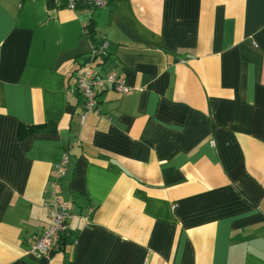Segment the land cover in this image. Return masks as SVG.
Returning <instances> with one entry per match:
<instances>
[{
    "label": "crops",
    "instance_id": "0c3cea01",
    "mask_svg": "<svg viewBox=\"0 0 264 264\" xmlns=\"http://www.w3.org/2000/svg\"><path fill=\"white\" fill-rule=\"evenodd\" d=\"M107 1L0 0V264H264V0ZM52 188L75 215L34 256Z\"/></svg>",
    "mask_w": 264,
    "mask_h": 264
},
{
    "label": "built area",
    "instance_id": "2783aa9c",
    "mask_svg": "<svg viewBox=\"0 0 264 264\" xmlns=\"http://www.w3.org/2000/svg\"><path fill=\"white\" fill-rule=\"evenodd\" d=\"M59 3L69 8L75 9L78 5H82L84 11L90 12L93 8L105 5L107 0H58ZM83 32L88 36L89 26L83 24ZM91 50L88 53L87 60L82 70L76 75L75 85L83 96V110L81 118H84L87 112H94L102 117L107 118L101 113L98 92L106 87L108 83L120 91L127 92L130 86L126 83L125 77L118 75L114 71H109L104 75H99L97 70L92 66V62L97 57L105 56L108 47V40L102 37L99 42L92 39ZM68 152L65 151L62 158L52 169V179L49 183L53 188L57 184V179L65 174V165L68 162ZM50 190L49 212L51 222L40 231L32 234V240L26 247L25 252L34 256L49 254L52 249L56 248L62 236L66 235L70 227V219L75 215L68 207V203L57 195L54 189Z\"/></svg>",
    "mask_w": 264,
    "mask_h": 264
},
{
    "label": "trees",
    "instance_id": "16d2710c",
    "mask_svg": "<svg viewBox=\"0 0 264 264\" xmlns=\"http://www.w3.org/2000/svg\"><path fill=\"white\" fill-rule=\"evenodd\" d=\"M87 24L89 26V34H88V37L95 41V38L93 36V33H94V31H93V25H92L91 21H89Z\"/></svg>",
    "mask_w": 264,
    "mask_h": 264
},
{
    "label": "rangeland",
    "instance_id": "374dc122",
    "mask_svg": "<svg viewBox=\"0 0 264 264\" xmlns=\"http://www.w3.org/2000/svg\"><path fill=\"white\" fill-rule=\"evenodd\" d=\"M94 63H96V61H93Z\"/></svg>",
    "mask_w": 264,
    "mask_h": 264
}]
</instances>
